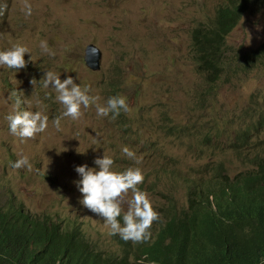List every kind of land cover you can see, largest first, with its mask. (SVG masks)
Instances as JSON below:
<instances>
[{
  "label": "rangeland",
  "instance_id": "1",
  "mask_svg": "<svg viewBox=\"0 0 264 264\" xmlns=\"http://www.w3.org/2000/svg\"><path fill=\"white\" fill-rule=\"evenodd\" d=\"M224 2L28 0L32 14L26 17L24 0H0L7 4L0 15V51L15 43L28 49L24 69L0 66V204L15 197L34 212L77 219L90 240L113 246L114 235L102 218L79 203L76 167L96 168L94 160L104 154L116 171L139 167L144 181L138 187L158 212L171 198L186 207L187 182L202 176L206 166L222 161L230 174L244 169L236 147L252 146L250 128H259L254 147L263 152L264 66L247 67L227 57L220 78L209 83L195 65L192 30L201 21L211 24ZM41 41L52 54L42 50ZM226 41L228 56L260 45L264 9L246 12ZM90 43L101 51L96 71L85 61ZM47 71L87 87L95 103L81 106L79 119L62 116L58 93L43 85ZM14 91L21 110L48 117L47 129L33 139L10 133L5 117L15 106ZM112 96L124 97L128 110L114 120L112 113L98 116L96 105L105 106ZM57 117L59 129L53 124ZM22 157L31 171L12 167Z\"/></svg>",
  "mask_w": 264,
  "mask_h": 264
},
{
  "label": "trees",
  "instance_id": "2",
  "mask_svg": "<svg viewBox=\"0 0 264 264\" xmlns=\"http://www.w3.org/2000/svg\"><path fill=\"white\" fill-rule=\"evenodd\" d=\"M247 9H264V0H227L211 24L193 28L196 68L207 82L219 79L225 57L264 66V41L249 52H224L227 32ZM259 123L264 128V116ZM257 130L250 128L252 146L236 147L245 168L230 174L222 161L206 166L187 182L186 207L171 198L158 208L145 243L114 235V245L104 246L77 219L38 214L14 201L0 205V264H264V151L254 147Z\"/></svg>",
  "mask_w": 264,
  "mask_h": 264
},
{
  "label": "clouds",
  "instance_id": "3",
  "mask_svg": "<svg viewBox=\"0 0 264 264\" xmlns=\"http://www.w3.org/2000/svg\"><path fill=\"white\" fill-rule=\"evenodd\" d=\"M225 3H227V0H225L223 4ZM6 10L7 4L0 3V15H3ZM23 11L26 17L32 14V6L28 3V0H24ZM248 11H250V9H247L242 16L238 18L237 22L227 32L228 34L226 33L227 36L240 23ZM199 24L204 23L202 21L198 22L194 27ZM91 44L99 48L96 43H90L88 46ZM40 47L44 52L52 54L46 41H41ZM90 51L93 55L96 54L95 49H91ZM224 52L228 55L225 50ZM25 53H28L26 47L22 46L20 43L13 44L9 49L0 51V66H7L16 71L24 69L27 64L24 59ZM224 70L225 65L223 72ZM42 79L44 87L48 88L49 85H51V88H54L58 93L56 98L65 109L62 113L64 117H70L73 120L79 119L82 115L81 106L88 108L90 104L96 101L95 97L87 94L89 92L87 87L82 89L73 82L70 76L61 81L57 73L47 71ZM35 82L36 80L31 81L32 84ZM12 96L16 97L15 106L13 111L5 117L8 121L10 133L21 139H33L38 133L44 132L48 127V117L40 111L33 112L30 110H21V100L18 93L14 91ZM121 109L124 111L128 110L126 99L122 96L109 97L105 106L96 105L98 116L107 117L109 113H112L111 118L113 120L119 116ZM60 121L61 117H57L53 120V124L57 129L60 128ZM123 152L129 158H135V153L130 151L129 148L124 147ZM137 163H139V161H137ZM94 164L97 166L96 168H90L87 165H81L75 168V171L80 176V179L74 182L79 192L82 194V199L79 203L90 212L101 217L105 226L110 229L112 235H119L125 242L131 241L134 244L149 241L151 238V226L153 222L159 220V214L153 209L147 193L140 190L138 187V185L144 181L141 169L139 167H129L123 171H116L113 169V159L105 154L103 158H96ZM12 167L15 169L27 167L29 171L33 168L27 157L16 160L12 163ZM129 192H131V198L126 199ZM11 201L24 204V202H20L15 197H12L0 205H8ZM25 208L28 209L26 206ZM46 213L52 214L45 212V214ZM52 215L60 216L59 214ZM121 216L122 223L120 219H118ZM140 264H143V261H141Z\"/></svg>",
  "mask_w": 264,
  "mask_h": 264
},
{
  "label": "water",
  "instance_id": "4",
  "mask_svg": "<svg viewBox=\"0 0 264 264\" xmlns=\"http://www.w3.org/2000/svg\"><path fill=\"white\" fill-rule=\"evenodd\" d=\"M91 49H95L96 50V54L93 55L91 53ZM100 50L97 46H95L94 44H91L87 47L86 50V62L87 64L94 70H98L100 67Z\"/></svg>",
  "mask_w": 264,
  "mask_h": 264
}]
</instances>
